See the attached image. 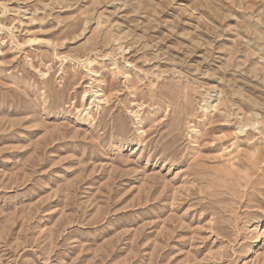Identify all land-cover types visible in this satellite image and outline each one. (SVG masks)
<instances>
[{
    "label": "rangeland",
    "instance_id": "1",
    "mask_svg": "<svg viewBox=\"0 0 264 264\" xmlns=\"http://www.w3.org/2000/svg\"><path fill=\"white\" fill-rule=\"evenodd\" d=\"M0 264H264V0H0Z\"/></svg>",
    "mask_w": 264,
    "mask_h": 264
}]
</instances>
